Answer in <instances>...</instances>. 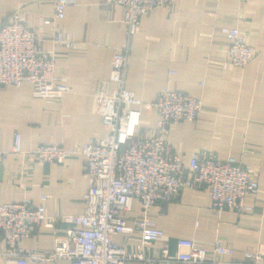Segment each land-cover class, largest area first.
Returning <instances> with one entry per match:
<instances>
[{
    "label": "crops",
    "instance_id": "0c3cea01",
    "mask_svg": "<svg viewBox=\"0 0 264 264\" xmlns=\"http://www.w3.org/2000/svg\"><path fill=\"white\" fill-rule=\"evenodd\" d=\"M56 0H0V27L18 12L44 38L43 46L56 53L55 73L70 85L58 100L37 97L30 82L0 84V150H10L14 133L22 135L23 152H11L0 161V202L30 197L46 213L57 217L54 227L39 226L22 245L50 251L55 235L73 226L67 217L82 213L90 183L84 155L63 162L41 161L28 151L41 143L72 149L95 137H104L102 107L94 93L99 81L110 76L113 58L126 37L124 7L107 0H73L65 16L54 17ZM237 26L246 34L256 55L245 66L230 63L228 31ZM62 31L75 43L56 41ZM127 84L145 103L156 101L165 87L202 97L205 108L194 119L169 125L172 148L189 159L196 151L221 159L232 155L250 167L260 191L247 195L252 210L210 208L203 188H184L178 199L159 202L148 217L164 229V237L145 247L147 256H173L177 240L189 237L212 248L221 238L240 258L248 247L264 248V0H176L144 15L132 39ZM159 119L155 107L142 108L139 132L145 134ZM132 225L142 218L138 201L122 211ZM141 232L129 234L128 248L136 252ZM125 234L114 239L125 242ZM8 245L0 233V264ZM225 258H228L226 256ZM38 264H71L67 259ZM126 264H139L128 261ZM171 264H186L172 262Z\"/></svg>",
    "mask_w": 264,
    "mask_h": 264
},
{
    "label": "built area",
    "instance_id": "2783aa9c",
    "mask_svg": "<svg viewBox=\"0 0 264 264\" xmlns=\"http://www.w3.org/2000/svg\"><path fill=\"white\" fill-rule=\"evenodd\" d=\"M176 0H107L124 7L126 37L116 49L110 76L99 81L94 93L102 107L103 122L108 135L78 143L72 149L60 144L41 143L30 148L41 161L63 162L70 155H84L85 174L90 183L84 194L82 213L67 219L73 226L64 235H55L50 251H35L23 247L22 242L32 236L39 226L54 227L57 217L46 213L44 200L34 205L30 197L21 201L0 202V233L8 250L4 264H38L67 259L71 264H264V248L248 247L240 258L235 248L226 246L221 238L212 248L202 247L189 237L177 240L173 256H147L145 247L164 237L165 231L148 217L150 208L159 202L178 199L186 188L203 187L210 197V208L217 214L225 209L252 210L247 195H257L259 182L249 166L235 156L221 159L213 153L196 151L189 159L171 146L169 125L183 119H194L205 108L202 97L182 90L165 87L156 101L145 103L127 84L132 39L138 33L141 19L158 6ZM73 0H56L54 17L65 16L66 7ZM230 63L245 66L256 55L246 34L239 27L228 31ZM56 41L67 46L75 43L68 34L57 31ZM44 38L18 12L10 15L0 27V84L21 86L30 82L37 97L58 100L71 91L70 85L55 73L56 53L43 46ZM155 107L159 119L147 133L139 132L142 108ZM22 135L14 133L12 149L0 150V161L11 152H23ZM138 201L142 218L130 225L122 211L131 209ZM141 232V244L136 252L127 245L129 234ZM124 233L125 242L114 236ZM228 256V258H225Z\"/></svg>",
    "mask_w": 264,
    "mask_h": 264
}]
</instances>
